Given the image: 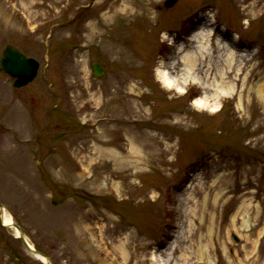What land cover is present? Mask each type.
I'll list each match as a JSON object with an SVG mask.
<instances>
[{"label": "rangeland", "instance_id": "1", "mask_svg": "<svg viewBox=\"0 0 264 264\" xmlns=\"http://www.w3.org/2000/svg\"><path fill=\"white\" fill-rule=\"evenodd\" d=\"M164 2L0 0V57L12 43L41 62L20 89L0 72V202L54 264H166L171 244L172 264H264V0ZM203 30L242 70L185 81L179 62L167 88L161 72ZM222 174L199 228L184 195L202 202ZM0 264L43 263L0 223Z\"/></svg>", "mask_w": 264, "mask_h": 264}, {"label": "bare ground", "instance_id": "2", "mask_svg": "<svg viewBox=\"0 0 264 264\" xmlns=\"http://www.w3.org/2000/svg\"><path fill=\"white\" fill-rule=\"evenodd\" d=\"M215 33L213 31H197L190 37V43L191 49H186L185 45H180L178 48L179 57H176L173 62H171V65L168 70L165 72H161V81L163 82L164 86H166L169 89H173L178 86L179 82H177L174 78H172L171 75L174 73V67L180 62L181 64V72L184 76V80L187 81L192 75H205L208 77L209 75H217V77L222 78V81L227 79V77H230L231 74L235 72L236 75L242 70L243 63H244V54L240 53L239 49H235L232 44L224 42L223 38L217 37L214 39ZM234 41V40H233ZM217 50L223 51L224 61L222 62L223 67H218L216 71H214V67L211 64V62L208 60V58L213 55ZM241 58V63L238 64V61ZM239 59V60H238ZM237 69H235V67ZM225 82V81H224ZM203 87L206 89L208 87L213 88L215 87V82L212 83H203ZM207 90V89H206ZM224 93V92H223ZM222 97V91L216 90L214 95L208 96L206 100L201 101L200 99H195L193 102L194 105L198 108H206L210 106L211 99L214 100H220ZM215 109L213 108L212 111ZM131 153L129 157L136 156L135 153L140 149L139 146H136V144L132 143L131 141ZM115 152V151H113ZM116 155V153H114ZM120 163L126 165V162L120 161ZM164 163L166 161L164 160ZM90 173V172H89ZM90 180L92 182L96 181V176L89 174ZM137 175V174H136ZM226 176L225 174H222L219 178L211 181L210 184H208V188L204 195V200L202 202L195 201L192 196H185L182 203V206L187 207L191 202L194 204V208L189 207L188 213L191 215V217L195 218L197 221H199V228H204L206 219L209 217V222L214 223L213 215H215V210H217L218 204L220 203V200L224 196V188L222 185H225L224 180L222 181L220 178ZM226 182H228L227 179H225ZM201 183L199 188V192H201L204 188L202 187ZM212 212V213H211ZM189 214H185L184 217H187ZM0 216L4 224L9 225L14 231L15 235L17 236L19 234V231L17 228L14 227L15 220L13 218V215L10 213V211L5 207L4 209L0 208ZM192 229V228H191ZM179 236L177 235L175 237L176 240H178ZM204 237L199 238V242L201 243ZM177 243V242H176ZM177 244H171L169 247L164 249L162 252L166 259L158 258V256L154 259H157V261L165 260L166 264H172L173 259L171 256V253H173L174 249L176 248ZM206 247H200V251L203 254V256H208V252L210 249V245H207ZM99 251V249H98ZM102 252V250H101ZM163 256V257H164ZM40 260L43 261L45 264H49L46 258L41 256H36ZM191 258H187L186 260H190Z\"/></svg>", "mask_w": 264, "mask_h": 264}, {"label": "water", "instance_id": "3", "mask_svg": "<svg viewBox=\"0 0 264 264\" xmlns=\"http://www.w3.org/2000/svg\"><path fill=\"white\" fill-rule=\"evenodd\" d=\"M178 0H166L165 6L172 7ZM40 62L34 58L25 54L21 49L12 44H6L3 50L2 57L0 59V71L10 73L16 77L14 85L17 87L24 86L35 79L39 71ZM93 74L96 77H100L104 74V69L99 62L93 64ZM0 208L4 209V205L0 203ZM0 222L5 228H11L9 225L3 223L1 216ZM14 227L19 231V238L25 245V247L35 256H41L46 258L49 264H53L52 259L45 252L38 250L32 246L29 242L25 232L21 227L14 223Z\"/></svg>", "mask_w": 264, "mask_h": 264}]
</instances>
